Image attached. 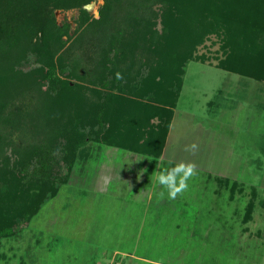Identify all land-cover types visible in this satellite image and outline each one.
I'll return each mask as SVG.
<instances>
[{
    "label": "rangeland",
    "instance_id": "374dc122",
    "mask_svg": "<svg viewBox=\"0 0 264 264\" xmlns=\"http://www.w3.org/2000/svg\"><path fill=\"white\" fill-rule=\"evenodd\" d=\"M48 1L40 2L47 12L41 19L54 26L34 32L28 1L0 0V22L16 46L0 59V108L8 117L0 140V221L14 223L0 238V264H264V81L220 68L225 54L209 35L179 67L164 158L162 150L144 157L110 145L141 109L153 113L149 125L157 130L166 124V103L142 94L147 81H160L158 70L133 56L116 72L104 68L113 57L100 51L105 32L137 11L129 0L106 15V0ZM151 8L160 14L159 5ZM152 21L161 34L159 16ZM47 56L65 66L57 83L45 73ZM181 162L194 163L196 175L170 199L154 173ZM148 181L155 191L145 203L150 190L131 185ZM14 190L37 209L24 216ZM133 194L144 200L128 211Z\"/></svg>",
    "mask_w": 264,
    "mask_h": 264
},
{
    "label": "trees",
    "instance_id": "16d2710c",
    "mask_svg": "<svg viewBox=\"0 0 264 264\" xmlns=\"http://www.w3.org/2000/svg\"><path fill=\"white\" fill-rule=\"evenodd\" d=\"M26 1H28V7L33 11L32 16L34 19L30 24L34 32H36L35 30L45 29L47 25L49 26L52 23L49 18L47 19L48 23L45 25L41 19V14L45 15L47 12L41 8L40 2L48 3V0ZM124 1L106 0L100 14L106 15V12H112L113 10L116 12V9ZM131 3H133L134 11H137V13L135 15L129 14L124 21L112 24L114 31L108 30L105 32L104 42L100 44L97 42V45L99 44V47H101L102 55L106 56L113 53L111 59L108 57L105 59L104 68L106 71L109 68V70L116 72V69L120 66L119 64L126 62V59L133 56V62L137 60L141 65L153 69L154 72L158 70L160 81H147L142 94L153 96V102L166 103L168 114L160 116L161 120H163V117L166 119V124L158 130L156 127L149 125V118L153 115V113H150L151 109H154V105L148 110L150 115L141 109L137 111L139 112L137 121L134 120L132 123L126 120L122 128L120 127L121 119L119 117L120 124H117V128H120L117 130V136L114 139L116 144L112 142L109 144L117 145V147L143 156L158 157L164 147L172 110L180 95L182 71L179 67L183 60L191 57V52L203 39L213 34L220 42V49L225 54L226 60L224 61L226 62L225 65L222 62L219 63L220 68L248 78L264 81V0H129V4ZM154 4L159 5V15L151 8ZM9 8V3L6 1L5 12ZM2 13H4V10H2ZM147 13L149 16L146 15ZM157 16L161 20V34H157L153 29L156 22L152 20ZM46 17L48 18V16ZM142 23L146 25L145 29ZM53 26L54 23H52ZM127 32L130 34L129 39L126 37ZM59 35L61 33L57 31L58 40ZM44 36L43 40H45ZM9 37L0 22V59L6 57L8 51L16 47L11 44L9 46ZM61 42H59L60 50L62 45L66 44ZM138 42H140V45H138ZM7 45L11 48L9 49ZM16 45H18V42H16ZM103 48H105L104 52ZM58 50L53 49V53L48 55L53 56ZM69 53L70 47L61 52L58 60L61 61L62 58L61 62L64 63V56ZM52 58L47 56L45 60L48 61L45 73L47 78L53 83H57V71L63 69L64 65L59 61L58 64L54 63ZM172 60L176 62L172 63ZM2 67L0 65V74L3 71ZM9 76H11L10 72ZM156 94H159V96ZM7 120L5 110L0 108V140ZM2 151L3 146H0V155H2ZM2 159V166H4L7 163V158L3 156ZM4 168L6 167H3V170H5ZM12 188L14 189V187ZM3 191L6 192L7 189H3ZM16 203L21 208L24 216H28L29 212H34L38 207L34 199L23 192L16 193ZM12 224L14 223L0 221V238L12 233L14 228H12Z\"/></svg>",
    "mask_w": 264,
    "mask_h": 264
},
{
    "label": "clouds",
    "instance_id": "9594fccd",
    "mask_svg": "<svg viewBox=\"0 0 264 264\" xmlns=\"http://www.w3.org/2000/svg\"><path fill=\"white\" fill-rule=\"evenodd\" d=\"M116 78L117 80H122L123 76L117 72ZM195 149L196 145L193 144L186 150L194 151ZM154 175H156L158 183L167 190L169 198L175 199L177 195L187 190V181L196 175V165L194 163L181 162L173 168L154 173ZM160 195L163 197L164 193L161 192Z\"/></svg>",
    "mask_w": 264,
    "mask_h": 264
},
{
    "label": "crops",
    "instance_id": "0c3cea01",
    "mask_svg": "<svg viewBox=\"0 0 264 264\" xmlns=\"http://www.w3.org/2000/svg\"><path fill=\"white\" fill-rule=\"evenodd\" d=\"M232 117V116H231ZM234 117V116H233ZM232 122H234V120L232 121ZM236 122V121H235ZM231 125H233V124H231V123H229V125L228 126H231ZM171 126H172V123H171ZM171 126H170V129H171ZM170 129H169V133L167 134V136H166V140H165V144H164V148L163 149H165V146H166V144H167V142H168V137L170 136ZM228 138L230 139L231 138V136H228ZM231 140V139H230ZM162 149V155H161V158L163 157L164 158V153H165V151ZM143 156V155H142ZM144 157H147V156H144ZM139 182H141V180L139 181ZM139 182H137V183H133L131 186H133V187H135V189L134 190H139V189H149L150 190V192L149 193H147L145 196H147L148 198L145 200V203L146 202H148V201H151V199H152V197H153V195H154V191H155V186H154V183H153V185H152V183H149V181H148V184H146V185H144V184H139ZM138 184V185H137ZM141 185V186H140ZM141 187V188H140ZM127 191V190H126ZM141 199V194H139V195H137V194H133V197L132 198H129V201H127V202H125V204L128 206V211H130V210H132V208L134 207V206H136V203L137 202H141V201H143L144 199H142L141 201H139ZM140 206H142L143 204L141 203V204H139ZM121 206H124L123 205V203L121 204ZM126 208V207H125ZM140 211V210H139ZM141 212V211H140ZM133 220V219H132Z\"/></svg>",
    "mask_w": 264,
    "mask_h": 264
},
{
    "label": "built area",
    "instance_id": "2783aa9c",
    "mask_svg": "<svg viewBox=\"0 0 264 264\" xmlns=\"http://www.w3.org/2000/svg\"><path fill=\"white\" fill-rule=\"evenodd\" d=\"M112 264H120V263H112Z\"/></svg>",
    "mask_w": 264,
    "mask_h": 264
}]
</instances>
